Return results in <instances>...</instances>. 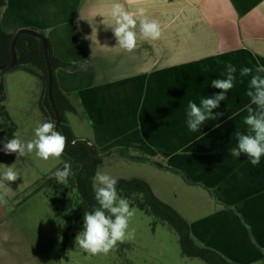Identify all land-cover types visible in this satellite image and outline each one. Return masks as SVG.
Listing matches in <instances>:
<instances>
[{
	"label": "crops",
	"instance_id": "crops-1",
	"mask_svg": "<svg viewBox=\"0 0 264 264\" xmlns=\"http://www.w3.org/2000/svg\"><path fill=\"white\" fill-rule=\"evenodd\" d=\"M112 3L7 0L2 25L11 34L24 28L44 33L54 56L76 67L58 69L56 76L78 111L66 115L77 140L91 142L102 156L111 154L112 167L138 165L145 174L166 177V184L139 178L184 217L200 247L233 264H264V157L254 167L245 155L229 152L236 131H247L250 77L241 83L237 71L235 87L214 110L225 112L220 128H213L219 121H207L190 132L185 124L189 100L199 104L202 96L220 91L210 81L222 78L226 63L238 70L264 65V0H135L126 7L144 8L162 35L145 41L138 34L132 52L117 46L107 27ZM30 225L29 233L26 220L7 216L0 198V264L49 259L43 250L39 254ZM63 225L61 219L62 232Z\"/></svg>",
	"mask_w": 264,
	"mask_h": 264
},
{
	"label": "clouds",
	"instance_id": "clouds-1",
	"mask_svg": "<svg viewBox=\"0 0 264 264\" xmlns=\"http://www.w3.org/2000/svg\"><path fill=\"white\" fill-rule=\"evenodd\" d=\"M135 0H113L108 13L116 45L126 52H132L137 47L138 34L145 41L159 40L162 32L161 25L155 19H149L144 8L136 12L129 10ZM78 22V21H77ZM237 71L243 83L244 77H250L245 95L249 103L245 106L247 115L243 123L246 132L236 131V146L232 147L230 155L239 158L245 155L252 166H257L264 157V65L241 67L239 70L232 63H226L221 72L222 78L212 79L210 86L220 90L210 96H202L199 104L189 100L185 109V124L190 132H199L207 121H219L213 128H220L225 115L220 108L221 102L227 100V93L235 87ZM255 106V107H253ZM66 137L62 135L53 122H44L35 128V138L23 142L19 133H13L12 139L4 142L5 154L17 155V159L27 153L35 152L36 156L47 161L50 157L60 158L66 148ZM57 183L67 186L69 178L75 175L70 162H65L62 169L54 172ZM20 174L7 166L0 176V188L6 187L4 182H15ZM118 181L115 177L103 171H97L93 177L94 196L98 207L83 215V229L75 237V244L90 255H107L119 244L135 238V229L129 230L131 218L135 209L130 206L127 198L120 197L117 191ZM8 239V235H4Z\"/></svg>",
	"mask_w": 264,
	"mask_h": 264
},
{
	"label": "rangeland",
	"instance_id": "rangeland-1",
	"mask_svg": "<svg viewBox=\"0 0 264 264\" xmlns=\"http://www.w3.org/2000/svg\"><path fill=\"white\" fill-rule=\"evenodd\" d=\"M5 83L6 110L18 126L19 138L26 143L35 138V128L39 124L53 122L42 111L43 87L37 77L19 70L6 73ZM6 139L0 131V176L7 166H11L20 176L15 182H4L6 187L0 188V198L6 205L7 216H19L26 220L29 233L30 224L33 222V231L38 236V252L40 254L43 250L45 255H49V259L41 258L40 264H206L199 258L184 257L178 234L168 224L146 215L137 208H134L135 215L129 223V230L135 229V238L119 244L107 255L93 256L84 252L75 244L78 233L72 235L64 247V234L60 228L61 219L64 221L63 216L51 209L43 192L38 196L33 195L34 189L42 179L51 175L62 164L63 159L50 157L45 161L37 157L35 152L17 159L15 153L5 154ZM104 158L106 162L99 171L106 172L116 179L147 177L154 183L158 179H163L165 184L167 182V178H161L159 174H145V169L138 165L112 167L109 165L111 159H108L107 155ZM148 170L154 172L152 168ZM156 189L158 190L157 186ZM46 193L59 197L63 190L59 186L56 192L51 188L47 189ZM167 193L174 195L173 191ZM41 236H44V240Z\"/></svg>",
	"mask_w": 264,
	"mask_h": 264
},
{
	"label": "trees",
	"instance_id": "trees-1",
	"mask_svg": "<svg viewBox=\"0 0 264 264\" xmlns=\"http://www.w3.org/2000/svg\"><path fill=\"white\" fill-rule=\"evenodd\" d=\"M6 5L7 0H0V64L2 65H7L12 60L11 43L14 36L13 33H7L2 25V10ZM48 43L53 74L52 94L62 120L59 132L66 137V146L78 141L73 147L65 148L61 156L63 162L57 169H62L65 162H70L75 175L70 177L67 186H64L54 179L53 174L56 169L51 175L42 179L34 189L33 195L43 192L51 208L63 216V245L65 247L72 235L82 231L84 213L99 206L94 196L93 177L106 159L100 154L97 146L86 140H77L75 137L66 115L67 113L78 114V111L70 98L60 90L56 71L61 68L73 70L76 67L56 58L49 40ZM16 52L18 56L16 65L11 70L0 71V118L2 119L0 131L7 139H12L13 133H17L18 130V126L12 121L5 105L7 101L5 75L8 72L25 71L38 78L43 87L42 111L46 117L52 119L54 124L56 122V115L48 97V67L42 41L27 34L21 35L17 40ZM107 157L111 159V154H107ZM117 181L119 196L127 198L132 208H137L146 215L168 224L178 234L184 257L199 258L206 264H233L220 253L200 247L192 237L190 224L174 208L162 202L154 194L147 181L141 178L117 179ZM59 186L63 190L61 196L56 197L46 193V190L51 188H54L56 192Z\"/></svg>",
	"mask_w": 264,
	"mask_h": 264
},
{
	"label": "water",
	"instance_id": "water-1",
	"mask_svg": "<svg viewBox=\"0 0 264 264\" xmlns=\"http://www.w3.org/2000/svg\"><path fill=\"white\" fill-rule=\"evenodd\" d=\"M24 34L33 36V37L41 40L43 43L45 57H46V63H47V67H48V97H49L50 104H51V106L55 112V115H56V122H55L56 129L59 131L62 120H61L60 114L57 110V107L55 105L53 94H52V92H53V74H52V68H51V63H50V59H49V43H48L46 36L43 35L41 32H39L35 29H30V28L20 29L17 32H15L14 36H13L12 43H11L12 60L7 65L0 64V71L11 70L16 65L17 59H18L17 52H16L17 40L21 35H24ZM77 142L78 141L73 142L72 144L67 145L66 147H73Z\"/></svg>",
	"mask_w": 264,
	"mask_h": 264
}]
</instances>
